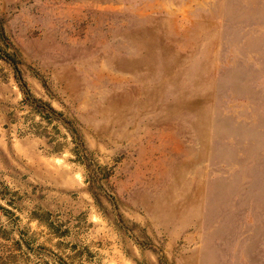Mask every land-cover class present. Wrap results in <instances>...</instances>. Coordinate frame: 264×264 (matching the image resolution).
I'll return each mask as SVG.
<instances>
[{
    "label": "rangeland",
    "instance_id": "rangeland-1",
    "mask_svg": "<svg viewBox=\"0 0 264 264\" xmlns=\"http://www.w3.org/2000/svg\"><path fill=\"white\" fill-rule=\"evenodd\" d=\"M0 264H264V0H0Z\"/></svg>",
    "mask_w": 264,
    "mask_h": 264
}]
</instances>
